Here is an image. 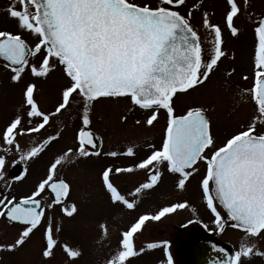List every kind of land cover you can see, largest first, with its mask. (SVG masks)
<instances>
[{"label":"snow or ice","instance_id":"6c2138e0","mask_svg":"<svg viewBox=\"0 0 264 264\" xmlns=\"http://www.w3.org/2000/svg\"><path fill=\"white\" fill-rule=\"evenodd\" d=\"M186 6L187 0H10L5 19L13 22L14 28L0 29V60L10 81L23 84L19 106L0 125V181L4 189L0 190V219L9 226L19 224L22 230L11 243H0V252H18L42 229V258H53L60 248L65 264H75L82 249L61 243L57 237L63 231V220L48 215L55 208L68 219L81 212L77 203H68L71 185L59 170L81 158L104 156L131 160L126 165L109 163L98 173L101 188L114 208L135 210L165 175L181 191L196 178L217 228L222 232L230 223L241 233L233 250L226 252L213 245L225 257L216 264H251L255 257L264 258V10L256 11L251 0H223L221 20L214 22L216 13L205 7V0H194L181 12ZM196 12H200L199 28L192 23ZM240 16L249 21L253 44L251 75L242 76L250 83L239 89L238 103L250 106L251 113L238 130L218 144L208 116L210 106L186 105L177 114L176 100L209 85L218 70L222 87H231L236 68L229 65L221 70V64L227 59L235 61L236 53L229 57L225 32L232 39L241 37L244 29L236 24ZM57 69L63 82L53 108L44 109L36 98L37 81L47 80ZM29 73L30 79L25 81ZM105 99L126 101L129 114L139 116L134 121L137 127H154L161 112L165 114L159 141L147 144L143 156L134 143L123 151H102L103 138L91 127V114L95 104ZM74 103L78 123L73 128V146L54 156L30 193L19 198L11 195L13 185L27 179L28 165L63 137L66 129L56 128L53 120ZM128 119L121 115L119 123L126 125ZM25 137L29 139L22 143ZM9 157H13L11 165H24L11 178L5 171ZM141 171L145 179L130 190L115 182ZM187 204L173 203L138 215L119 231L117 247L104 264H129V258L161 244L167 254L168 241L149 242L137 249L135 235L149 222L160 221ZM97 228V243L103 245L109 236L107 221H99ZM167 264H173L171 255Z\"/></svg>","mask_w":264,"mask_h":264},{"label":"rangeland","instance_id":"374dc122","mask_svg":"<svg viewBox=\"0 0 264 264\" xmlns=\"http://www.w3.org/2000/svg\"><path fill=\"white\" fill-rule=\"evenodd\" d=\"M205 1L216 9L215 11L219 14L217 19L221 18L220 13L223 11L221 3L223 0ZM9 2L10 0H0V29L12 30L14 28L13 22L5 19V9ZM153 2L155 3L156 0H153ZM251 4L256 11L264 10V0H251ZM244 21L240 24L244 25L246 30L243 31L241 37L233 39L231 42L228 39L226 42V48L230 47L236 53L235 61L227 59L221 64V70L226 69L229 65L236 68V72L231 78V87L228 90L222 87L223 81L221 80L220 70H218L209 85L198 89L187 97H178L176 100L177 114H181V110L186 105L204 104L210 106L208 116L212 121V134L218 144L228 135L238 130L240 125L248 120L251 113L250 106L238 103L239 89L247 87L250 83V81H247L244 84L240 80H243L242 76L245 73L251 75L250 55L253 37L251 31H249V21L247 19H244ZM228 42L231 46L227 47ZM228 51L229 57H231L232 52L230 49ZM2 65L0 64V125L19 106L20 89L23 84V81L20 84L12 83L9 72ZM29 79L30 73L24 76L25 81ZM62 82L59 69L54 71L47 80L37 81L36 98L42 108L48 110L53 108L57 97V89ZM128 108L129 105L124 100H101L93 108L91 127L103 138L102 151H123L129 143H134L137 146L138 154L143 156L147 144H155L159 141L162 128L166 123V116L161 112L154 127H137L134 125V121L139 116L129 114ZM121 115H128L129 119L126 125L119 123ZM77 123L78 112L74 103L72 108L53 120V125L56 128L64 127L66 129L63 137L49 147L39 159L28 165L27 179L15 183L11 195H16L19 198L21 195L30 193L33 184L44 175L54 156L66 150L67 147L73 146V128ZM48 131L51 132L52 129L49 128ZM28 139V137H25L22 143ZM12 158L9 157V167L5 169L9 178L18 174L24 168L22 164L11 165ZM109 163L126 165L131 163V160L125 157L112 160L104 156L81 158L77 162L64 165L59 170V175L71 185L68 203H77L81 208V212L74 219H68L63 217L59 208H55L49 210L48 215L55 216L57 221L63 220V231L57 237L60 242L68 243L70 246L78 245L82 249L83 255L75 264H104L109 252L117 247L119 231L129 225L130 222H133L134 218L140 214L154 213L161 207L185 201L188 202L187 207L166 214L160 221L149 222L142 232L136 234L134 241L137 249L149 242L161 243L168 241V254L175 258L181 237L188 232L207 235L206 232L209 231V228H216L214 234H211L213 238L222 239L232 250L238 247L241 233L233 230L229 224L227 226L230 227H228L226 233L222 236L215 235L217 226L213 224L212 213L208 212L205 203L202 201L196 178H193L187 184V188L181 191L176 189L172 179L165 175L157 188L147 192L139 200L135 210L114 208L108 202L98 180V173ZM200 169L203 172V163H201ZM144 179L145 173L141 171L134 176L116 178L115 182L130 190L133 184L137 181L142 182ZM0 185L1 190H4L2 181H0ZM222 215L224 214L222 213ZM101 220H106L109 226V236L108 239L104 240L103 245L97 243L99 237L97 223ZM21 230L22 226H9L6 221L0 219V243H11ZM41 232L42 229L36 231L18 252L12 254L1 252V264H65V257L60 248L56 249L53 258H42L40 255L43 246ZM161 246L157 249L147 250L138 257L129 258V264H167L168 255L165 254L166 257L163 255ZM261 246L264 247V242H261ZM173 264L179 263L174 260ZM251 264H264V258L255 257Z\"/></svg>","mask_w":264,"mask_h":264},{"label":"flooded vegetation","instance_id":"af4514ba","mask_svg":"<svg viewBox=\"0 0 264 264\" xmlns=\"http://www.w3.org/2000/svg\"><path fill=\"white\" fill-rule=\"evenodd\" d=\"M194 2V0H187V6L185 7V8H182V9H180V11L181 12H186L187 11V8L188 7H191V5H192V3ZM220 3V2H219ZM221 6H223V2L221 3ZM220 6V7H221ZM205 7L210 11V12H212V11H215L216 9L214 8V7H211L210 6V4H208V3H206V1H205ZM201 11H203V9L201 10ZM215 13H216V15L214 16V18H213V21L214 22H219L220 20H221V18H218L217 19V15H219L216 11H215ZM220 15H221V13H220ZM221 17V16H220ZM244 19H247L246 17H244V16H240L237 20H236V24H237V26H240V27H242L244 30H246V28H245V26L244 25H242V24H240V23H242L243 21H244ZM244 22H246V21H244ZM192 23H193V25L194 26H196L197 28H199L200 27V12H196L195 14H194V18H193V20H192ZM250 31V30H249ZM252 34V33H251ZM253 37V36H252ZM229 39V42H231L233 39L228 35V33L227 32H225V41L227 42V40ZM229 42L227 43V47L228 46H231L230 44H229ZM225 48H226V43H225ZM228 49H230L231 50V52H233L234 50L232 49V48H226V50H228ZM0 64H3V61H1L0 60ZM234 67V66H233ZM240 81H242L244 84L247 82V81H244V80H240ZM102 146V145H101ZM203 168H204V165H203ZM1 186V185H0ZM2 188L0 187V190H1ZM218 208H219V206H218ZM208 210V209H207ZM219 210H221V213H223L224 215L223 216H225L226 217V213L223 211V209L222 208H219ZM213 216V215H212ZM213 220H215V217L213 216ZM213 224H215L214 222H213ZM229 225L231 226V224L229 223ZM230 226H225V228H224V230L221 232L218 228H217V233L215 234V235H223L224 233H226V231H227V229H228V227H230ZM209 228V227H208ZM232 228V227H231ZM233 229V228H232ZM209 231L208 232H206V234L207 235H203V234H201V233H198V232H193V233H190V232H188L185 236H183V237H181L180 238V241H179V249L176 251V256H175V258H174V256L172 257V260L174 261H177L179 264H192L193 262H192V260L189 258L190 257V253H189V251H188V247L191 245V243H192V241L194 240V239H196V238H206V239H209V240H212V241H214L216 244H219V245H221L223 248H225L227 251H229V250H232L227 244H226V242L224 243L223 242V240L222 239H220V240H218V239H215V238H213L212 237V233L214 234V231L216 230V228H209L208 229ZM233 230H235V231H237V232H239L238 230H236V229H233ZM222 240V241H221ZM161 251H162V249H161ZM179 252V253H178ZM163 253V255L165 256V253L164 252H162ZM167 255H169L168 253H167ZM0 264H1V252H0Z\"/></svg>","mask_w":264,"mask_h":264},{"label":"water","instance_id":"95a60500","mask_svg":"<svg viewBox=\"0 0 264 264\" xmlns=\"http://www.w3.org/2000/svg\"><path fill=\"white\" fill-rule=\"evenodd\" d=\"M213 245L215 244L210 240L194 239L188 247L192 264H216L217 261L225 258L223 253H219L213 248ZM217 246L221 248L219 245Z\"/></svg>","mask_w":264,"mask_h":264}]
</instances>
